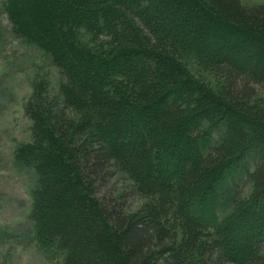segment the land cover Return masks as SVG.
I'll use <instances>...</instances> for the list:
<instances>
[{"label":"trees","instance_id":"1","mask_svg":"<svg viewBox=\"0 0 264 264\" xmlns=\"http://www.w3.org/2000/svg\"><path fill=\"white\" fill-rule=\"evenodd\" d=\"M0 11L58 78L49 91L35 77L31 138L12 155L36 177L39 245L63 264H264V4L0 0ZM117 175L136 210L111 189Z\"/></svg>","mask_w":264,"mask_h":264},{"label":"rangeland","instance_id":"2","mask_svg":"<svg viewBox=\"0 0 264 264\" xmlns=\"http://www.w3.org/2000/svg\"><path fill=\"white\" fill-rule=\"evenodd\" d=\"M240 2L248 7L264 4V0ZM35 77L45 78L51 85L49 91H56L58 78L48 59L36 47L11 35L10 25L0 11V264L64 263L60 252L33 239L29 214L36 177L12 162L15 146L31 138L32 124L23 109ZM110 185L123 194L121 203L126 208L139 207L141 200L130 195L131 185L125 177L117 175Z\"/></svg>","mask_w":264,"mask_h":264}]
</instances>
